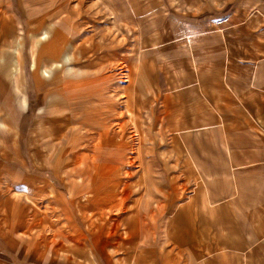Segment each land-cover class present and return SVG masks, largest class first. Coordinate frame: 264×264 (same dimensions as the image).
<instances>
[{
	"label": "rangeland",
	"instance_id": "374dc122",
	"mask_svg": "<svg viewBox=\"0 0 264 264\" xmlns=\"http://www.w3.org/2000/svg\"><path fill=\"white\" fill-rule=\"evenodd\" d=\"M92 1L0 0V146L5 145L10 159L12 151L19 156L20 148L30 171L47 179L48 190L73 198L72 203L88 201L100 211L90 214L94 218L88 227V222L97 226L100 220L132 218L137 206H142L143 219L162 223L165 215L145 208L151 206L156 186L165 188L169 174L182 172L184 149L224 155L209 143L224 132L169 130L163 113L167 97L197 70L191 62L205 65L210 56L243 62L245 67L235 69L251 75L253 63L264 61V5L235 0L230 7L223 0L219 24L224 33L217 34L216 50L207 52L204 42L197 46L193 41L188 52L172 53L167 47L151 51L152 21L135 11V0H111V10ZM55 20L70 35H65L70 44L62 52L54 45ZM91 33L111 62L106 73L73 62L72 41ZM45 34L47 41L41 39ZM8 94L13 102L4 100ZM21 100L29 105L23 113ZM17 130L21 134L14 135ZM104 212L108 216L102 217Z\"/></svg>",
	"mask_w": 264,
	"mask_h": 264
},
{
	"label": "crops",
	"instance_id": "0c3cea01",
	"mask_svg": "<svg viewBox=\"0 0 264 264\" xmlns=\"http://www.w3.org/2000/svg\"><path fill=\"white\" fill-rule=\"evenodd\" d=\"M99 1L111 10V0L92 4ZM224 1L230 7L236 4ZM224 1L135 0L134 4L141 18L152 21L151 51L167 47L172 53L188 52L194 41L197 46L204 42L209 46L205 50L214 52L218 32L219 37L224 33L219 24ZM263 1L258 0L261 5ZM55 23L54 45L62 52L70 44L65 35H70ZM92 36L72 41V59L85 63L84 70L104 73L111 62ZM256 62L248 75L235 69L245 67L243 62L228 57L210 56L205 65L193 61L190 65L197 70L176 83L178 91L167 97L163 113L168 114L169 130L224 132L221 139L209 141L224 155L184 149L182 172L169 174L165 188L156 186L155 198L145 208L165 215L162 223L143 219L142 206H137L132 218L100 220L97 226L88 222V227L86 222L94 218L90 214L100 211L88 201L72 203L73 198L48 190L47 179L30 171L20 148L19 156L12 151L10 159L5 145L0 146V264H264V61ZM4 100L10 103L14 97L8 94ZM20 105L22 113L29 108L24 100ZM196 144L203 147L200 141ZM207 163L213 165L204 168ZM207 173L214 178L208 180Z\"/></svg>",
	"mask_w": 264,
	"mask_h": 264
},
{
	"label": "bare ground",
	"instance_id": "6f19581e",
	"mask_svg": "<svg viewBox=\"0 0 264 264\" xmlns=\"http://www.w3.org/2000/svg\"><path fill=\"white\" fill-rule=\"evenodd\" d=\"M41 39H42V40L46 39V41L49 40V34H45V35H43ZM66 59H67V61H69V60H70V56H69V55L66 56ZM67 61H66V62H67ZM56 64H57V63H56ZM45 72L47 73V71H45Z\"/></svg>",
	"mask_w": 264,
	"mask_h": 264
}]
</instances>
